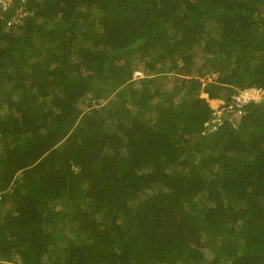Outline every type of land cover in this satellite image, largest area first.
I'll return each mask as SVG.
<instances>
[{"label": "trees", "instance_id": "16d2710c", "mask_svg": "<svg viewBox=\"0 0 264 264\" xmlns=\"http://www.w3.org/2000/svg\"><path fill=\"white\" fill-rule=\"evenodd\" d=\"M263 85L264 0H13L0 264H264Z\"/></svg>", "mask_w": 264, "mask_h": 264}, {"label": "built area", "instance_id": "2783aa9c", "mask_svg": "<svg viewBox=\"0 0 264 264\" xmlns=\"http://www.w3.org/2000/svg\"><path fill=\"white\" fill-rule=\"evenodd\" d=\"M20 2H24L25 0H19ZM13 4V0H0V11L6 10L9 6ZM22 8V5L20 6ZM24 12L19 13V15H23ZM11 22H17V19L9 20L7 23L10 25ZM264 103V85L263 86H249L239 90L236 94L231 96V100L224 106L225 112H236L240 114L243 107L250 103ZM223 103V102H221ZM220 103V104H221ZM218 108V106H217ZM222 110L217 113L220 114ZM1 139H0V149H1ZM1 198V197H0Z\"/></svg>", "mask_w": 264, "mask_h": 264}, {"label": "crops", "instance_id": "0c3cea01", "mask_svg": "<svg viewBox=\"0 0 264 264\" xmlns=\"http://www.w3.org/2000/svg\"><path fill=\"white\" fill-rule=\"evenodd\" d=\"M135 73H139V71H136ZM134 73V75H136ZM141 73V72H140ZM142 74V73H141ZM142 76V75H141ZM201 81H202V85L204 84V82H203V79H201ZM156 83V82H155ZM200 97H203V98H206L207 99V101H208V103H209V105L212 107V103H217L218 101H221V102H223V100L221 99V97H215V98H212V99H209L208 98V96H207V94L206 93H204V92H200ZM220 102V103H221ZM218 105H219V103H217ZM213 108V107H212Z\"/></svg>", "mask_w": 264, "mask_h": 264}, {"label": "rangeland", "instance_id": "374dc122", "mask_svg": "<svg viewBox=\"0 0 264 264\" xmlns=\"http://www.w3.org/2000/svg\"><path fill=\"white\" fill-rule=\"evenodd\" d=\"M136 74V76H141L142 74L139 72V73H135ZM175 76H180V81H181V79H183V78H185L184 76H182V75H176V74H173V76L172 75H166V78H168V80L169 81H171L172 80V77H174L175 78ZM215 76V75H214ZM165 77V76H164ZM208 77H213V75H209ZM206 80H209L208 78L206 79ZM156 85H160L161 84V81H157L156 83H155ZM176 98H178V96L176 97ZM220 102L221 101H218L217 103H219L220 104ZM215 104V103H212V107L213 108H217V106H218V104Z\"/></svg>", "mask_w": 264, "mask_h": 264}, {"label": "clouds", "instance_id": "9594fccd", "mask_svg": "<svg viewBox=\"0 0 264 264\" xmlns=\"http://www.w3.org/2000/svg\"><path fill=\"white\" fill-rule=\"evenodd\" d=\"M258 103H260V102H258ZM258 103H257V104H258ZM263 104H264V103H263ZM0 139H1V138H0ZM1 144H2V146H1V149H0V153H1L2 149H3V140H2V139H1ZM1 194H2V193L0 192V197H1Z\"/></svg>", "mask_w": 264, "mask_h": 264}]
</instances>
